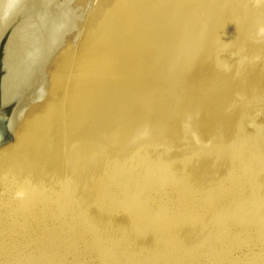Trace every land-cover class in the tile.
<instances>
[{
	"label": "rangeland",
	"instance_id": "1",
	"mask_svg": "<svg viewBox=\"0 0 264 264\" xmlns=\"http://www.w3.org/2000/svg\"><path fill=\"white\" fill-rule=\"evenodd\" d=\"M101 1L102 0H89L86 2V4L87 3L89 4V6L88 4L87 6H83L85 3V0H84V3H82L83 2L82 0H76L74 2L75 5H78L79 2L80 4L74 8L72 7V4L73 6H75L74 3H72L73 1L70 2L69 0L68 2V0L67 1L58 0L57 6L54 5L53 7L56 10L53 9L54 13H52L51 16L49 17L50 19L49 22L47 19L43 27L44 29H42L43 31L41 35L42 41L40 43L41 44L40 52H42L43 50L44 51L40 54L43 55L46 49L47 50L51 49L50 43L52 44L56 43L55 45H53L54 49L56 46L57 47L55 50H52L53 48L50 50L52 52L51 54L49 50H48V53L46 50L45 58L49 56L51 57L48 60L49 62L45 61L46 65H43V66L40 65V64H44L45 58H43L44 56L39 55V59L41 63L40 62L37 63V66L38 64L39 66L38 68H36L35 74L31 76L30 79L28 78V80L22 79L23 83L21 85L23 87L21 86L22 89L19 87L21 93L20 95L19 94L18 95L20 97L24 96L25 99L23 98L20 99V100L23 99L22 102H20V105L22 103V108L19 111L16 108V111H18V113L15 114V118L13 120L14 132L15 133L18 132V133L16 134L15 141L3 147L2 149H6L8 146L13 145L14 143L16 144L17 141H19L17 138L21 137V133L19 132H22V134H24V137L26 138L27 136L28 139L27 138L25 139L22 136L21 137L22 139H20L21 143L23 142L22 144H24L26 142L25 144L29 146V150H27L28 147L25 146V144L24 145L18 144L19 147H15L16 150L15 148L10 149V151L3 152L0 155V159H1L0 160L1 161L0 162V175L2 176V179L0 177V194H1L0 197L4 196V199L3 197L0 198V200H2L0 201V236L1 235L3 236V234L10 235L8 238L9 242H7L6 245H4L3 247H0V264H264V163H263L264 161V0L254 1L253 17L249 21L250 23L246 27V31L243 33V37L241 38L242 40L240 41V43H238V46L236 45L237 47L235 46V48L233 49V47L226 48L225 47L226 45L225 46L222 45L223 47L219 46L220 48H218V46H215L217 47V49H215L214 47L213 49L211 48L212 46H210V51L199 54L195 59H192V60L182 59L186 62H183L182 60H180L182 62H180V65H178V68L182 64V68L185 69L184 72L182 71L184 73L183 74L184 76L182 75V78L180 77V74L182 73L181 70L183 69L179 68V71H177L178 69H176L177 68L176 66L175 68L172 69V71H174L172 75L174 78L170 77L171 79H177L178 77L176 76H179L180 77L178 78V80L180 79L179 81L178 80L171 81V79L169 78L170 76L169 74L172 73L171 69L169 70V68L171 67H169L170 64L168 63L170 61L169 60L170 58L168 56L169 59L168 58L164 59L166 64H168L166 65L164 63V60L162 59L163 60L162 61L161 57H159L160 60L164 64L161 63V61H159V58L156 57L157 54L160 55V52H158V49H157V52H158L157 53L154 49L151 48L152 49L151 54L153 56L154 54L153 50H154V52H156L155 53L156 55L154 54L155 57L153 60L156 62V59H158V61L162 65H158L159 66L158 69L155 66V64H153L151 67V63L153 62L152 59H149L151 61H148L149 68L147 67L148 66L147 61L145 65V60L148 59L147 57H145V54L149 52H146L147 45L146 46L143 45L142 49L145 48L144 51L146 52L144 54V51L141 49V46L143 42L145 44V39H147L148 37L149 29L147 28L148 26L146 27L144 26L145 24L144 25L142 24L143 25L142 27L140 23H143V22H141V20L140 22L138 21L139 20L138 16L141 15L140 14L141 12H139L138 10H142V9L140 8L138 9L137 7H141V5L139 3L138 4L140 6L136 5L135 12L136 14L138 12L139 13L135 17L134 15L135 13L133 15H131V13L129 14V12L131 11H129L130 3L128 0L127 7L129 6V8L125 9L128 12L124 11L126 12V14L123 13L124 14L123 16L128 15L129 19L131 16L135 17L132 20L134 22V25H133V22H131V20L128 19L132 23L134 28L133 27L130 28L131 23H129L128 25V22H127L128 20H126L127 25H123L125 24V18L127 17H125L124 21H122L121 18L123 17L121 16L120 17L121 23L117 22V24H115L116 26L113 25V26L104 28V31H105L104 33H105V38L109 37L108 40L115 42V44L122 43L121 44L122 46H124V44L126 45L127 43L133 42V40L129 41L130 39L133 38V36H131L133 32L138 31L139 34H142L143 32L140 33L139 31H142L144 29L148 33L147 34L146 32H144L145 36L147 35L146 37L144 35H141V37L142 36L144 37V40L143 38L141 40L143 42L138 40V38H141L139 37L138 33L132 34V35H136L134 37H137V39L136 38H133V39L138 40L137 44L139 42L142 43V44L139 43L141 44L139 45V47L137 44H134L135 46L134 48H136V45H137V49L142 51L139 54L141 56L143 54L141 58H139L140 57L139 55L137 57V60L134 58L136 57L134 55L138 54L140 51L139 50L137 51V49H134L136 51L132 52L133 50L132 45H130V48L128 49L126 46L124 48L123 47L120 48V45L117 44L116 45L117 47L115 48L118 49V46H119L120 49L114 50V52H118V53L117 54L114 53L116 60L115 59L113 60L115 63L111 64L110 69L115 68V66L113 67V65L116 64V66L118 65V67L120 68V70H122L123 73L125 71L127 72L133 71V72H136L137 74L136 73L132 74L128 72L129 74L128 75L125 72V74L128 77L129 76L131 77V79L130 77L129 79L128 77L126 78L125 77L126 75L124 76V74H123L124 77L121 76L122 78H119L118 76L122 72H119L120 70L117 69L118 68L117 67L115 70L117 71L119 70L117 73L119 75L117 76L116 74V77L119 80L118 81L117 78L114 76L115 70L113 71L112 69L111 71L110 69H107L110 71V73L112 72L114 74L113 78H112V74L109 73L108 75L106 70H105V73H103L102 71L99 74L101 76L97 75V77L99 78V79L97 78V80H99L97 84L101 86L105 84V86H102L104 87L102 88L99 85L97 87V85H95L96 83L92 84L94 88L92 87L93 92L91 91L92 95L90 94L89 102L92 103L93 101L94 103H92L87 108L85 107V109H83L81 106L84 105L85 100L82 101L81 98L78 97L80 96L78 93V90H80L79 88L81 87H78V83L76 79V77L79 76L80 73H82L81 72L82 70L81 69V58H82V55L84 54V52L82 51L84 50L82 47L84 45H81V43L84 44L85 42V38L83 40L82 37H85L83 36L85 32L84 29L87 30L86 29L87 27L85 24L90 19L89 18L90 17L89 14H91L90 6L91 5L93 6V2H94L95 4L94 10H95V8L97 9V7H99V5L101 4ZM67 2L68 4H66ZM70 3L72 4L70 5ZM65 5H67V7ZM68 7H70V9ZM77 7H80V8H77ZM71 8H74V9H71ZM81 8H83L84 11ZM141 8H143V5ZM68 9L71 12H73L72 10H75L74 11L75 14L74 12L71 14L70 11H67ZM135 9L133 8L132 11H134ZM79 10L83 12L81 13ZM78 11L80 14L78 13ZM67 12L70 13L69 14L70 17L69 15H67L68 14ZM62 13L65 15H63ZM76 13L79 15H82L83 19H81V24L79 27L80 30H79L78 36H76L78 38L73 40L74 37L72 36H75V34L77 33L76 31H78V27L76 25L78 24L79 26V23L75 24L76 23L75 18L77 17L76 19L78 22L80 19V18L78 19L79 15L76 16ZM73 15L75 16L74 19H73ZM61 16H63L62 19L64 20L60 18ZM65 16H66V21H65ZM69 18H70L69 21H71L72 19L73 21H75L74 25L71 24L73 21L72 22L67 21ZM135 19L137 20L136 23L140 24V25L138 24L137 25L138 27L141 26L140 27L141 30H137L139 28L137 27L135 23L136 21ZM59 21L61 22L59 23ZM62 21H65L64 25H66L65 23L69 22L70 25L74 26L73 27L74 31L73 29L71 30V26L69 28L68 24H67L68 26L66 25V28H63L64 25H62ZM122 22L124 23L122 24ZM88 23H87V26H88ZM49 24H51V26ZM120 24H122L121 26H126L127 29L128 28L132 30L136 29L135 31L130 30L131 31L130 32L125 27L124 28L121 27V29L123 28L124 31L125 30H127V32L129 31L130 33L129 35L126 31L125 32L127 33L128 37L131 36L132 38H129V40H127L128 38H126V35H125L126 33L123 30H120ZM58 25H60L59 26L60 28L57 27ZM116 27L118 28V30H116ZM57 28L59 29L57 30ZM61 28H63L64 32H66L65 33L66 35L61 33L63 32V30L62 31L60 30ZM146 28L148 30H146ZM67 29L68 30L70 29V31H73L76 33L71 34L72 32H69V31L67 32ZM75 29L77 30L75 31ZM153 29H151L150 33H152ZM115 30L118 32H115ZM121 31H123L125 34L122 33ZM153 31L158 32L156 29H154ZM4 32L5 30L3 27V30L0 29V34ZM67 33L69 37L70 35H72L70 39H68L69 37L67 36ZM116 33H117L116 38H114ZM59 34H61L62 37L59 36ZM113 34L114 36H112ZM153 34H156V33L153 32ZM64 35L67 37H65ZM118 35L119 36L121 35L122 37L121 36L119 37ZM124 35H125L124 38L126 39H123ZM156 35L158 37L159 33H157ZM149 36L150 37H148V39L150 38V41H151L153 36H151V34ZM57 37H61L59 38L61 40L62 38H64L63 40H66L65 38H67L66 42H69L70 44L69 43L65 44V41L63 42V40L62 42H60V40ZM49 38L50 39L52 38V39L49 40ZM55 38H57L58 43L55 41ZM159 38H158V43L160 41ZM148 39L146 40V44L148 43L150 45V42ZM156 39L154 37L155 43L154 41H152L153 44H157ZM165 39L162 38L161 40H165ZM126 40L128 42H126ZM48 41L50 42L48 43ZM70 41H74V42L71 43ZM43 42L45 43L43 44ZM59 42L62 44L61 46H58L60 44ZM63 43L64 45L69 44L68 46H70L69 47L70 49H71V46H74L73 47L74 50H73V53L70 52L71 54L70 57H68L70 54L68 56L63 54V56L68 57V58L65 59L64 57V59L60 60V58H63L61 57L62 56L61 51L65 49L63 46ZM73 43L74 45H72ZM161 44L159 43V45ZM149 45H148V48L150 47ZM60 47L63 48L61 51H60L61 49ZM227 47L229 46L227 45ZM57 49H59L58 51H60L61 54H59V52L56 51ZM124 49L126 50V54L130 53L128 54L130 56L126 54H122V56L123 55L125 57L127 56L126 61H124V63L126 62V64L129 65L127 67L128 70L125 68L127 65L126 64L123 65L122 59L120 60L121 58L120 52L122 51L125 52ZM119 50L121 51L119 52ZM128 50H131V52ZM149 50L150 48L148 49V51ZM65 51L66 50L62 52L64 53ZM56 52H58L59 54L58 57L56 56L57 54H55ZM68 52L69 51L67 50V53ZM53 53L55 55H53ZM51 55L55 57L53 58ZM116 55L120 56V58L118 59ZM131 56H134L133 59H135V61L132 60L131 62V59H128ZM56 57L59 60H57ZM125 57H123L124 58L123 60H125ZM148 57H150V54L148 55ZM162 57L164 58V56ZM138 58L139 60L141 59L144 60L143 58H145V60L144 62L143 61L141 62L138 60ZM191 58H194V56ZM52 59H56V61L57 62L59 61L60 63L57 64V62L55 61L56 62L55 64L53 63L54 60L52 61ZM69 59L70 61H68ZM62 60H64L65 62L64 61L62 62ZM116 61L122 62V64H119V63L117 64ZM127 61H129L130 63ZM61 62L62 64L65 63L63 65L64 67L62 66ZM133 62L135 64L136 63L138 64L140 62L141 64L140 63L138 64L139 66H142V63H143L145 65L143 67L148 68L147 72L153 73V75L152 74H149V75L150 76L152 75L150 79L151 81L154 80L155 83L154 81H152V83H150L151 81L148 82L149 75H147L146 79L142 78V80L144 79L142 81L140 79L141 78L140 74L143 72L141 76L143 75L144 77H146V74L148 73L145 71L143 67H139L137 66V64L135 66ZM48 63H50L51 67H49ZM66 63H67V66H65ZM55 65L58 67H61V66L62 67L57 68ZM120 65H122L123 67H121ZM40 66L43 67L41 70L44 69L43 71H41L42 75H39L37 71V69L40 70ZM45 66L49 67L48 71L46 72H49L52 66H55L53 67L54 70L50 71L51 72L50 75H46L47 73H44V71L47 69V67ZM83 66L84 65L82 62V67ZM160 66L163 67L164 69L162 68L163 70L162 69L160 70L161 68ZM183 66L186 68H184ZM132 67H134V69ZM154 67L158 71H162V72L158 73L157 70L153 69ZM55 68L57 69L55 70ZM137 69L138 71H135ZM152 69L155 70V72H153ZM166 69L170 72L166 71ZM139 70L141 73H138ZM176 71L179 72L180 74L179 73L177 74ZM54 73H56V75ZM155 73L157 74L156 76H154ZM105 74L110 77L109 79L112 78L114 81L112 79L111 80L107 79ZM135 74L136 76H134ZM174 74L176 76H174ZM57 75H60L59 77H62L60 79L61 81L59 79H57L56 81V78H58ZM158 75L160 76V78ZM163 75L166 78H164ZM50 76H54L53 77L54 80H52L51 82L50 80L53 78H51ZM157 76L159 79L157 78ZM33 77L34 79L36 78L37 81L34 80ZM167 77L172 82L171 83L169 81L170 83V84L168 83L169 87L166 84L168 82L166 81ZM47 78H51V79L49 80ZM105 78L107 79V81L105 80ZM123 78L125 79L123 80ZM132 78L139 79L138 85L137 83L133 84V86L138 89L137 91L135 90L136 88L134 89L133 86H129L128 88L129 84L132 85V83H134L135 81L137 82L138 80V79L137 80L133 79L134 80L133 82ZM100 79L101 80L104 79V81H101ZM120 79H122L123 82H121L122 80ZM181 79H183L182 82H180ZM156 80H157L158 85L156 84ZM27 81L30 82V84L33 83L32 84L33 86L30 84H27L28 83ZM44 81L45 83L50 82V84H52V82H57L53 85V88L56 87V89H54L55 91H53V88L51 85H49V83L44 84ZM108 81H111V82L109 83ZM112 81L114 83L117 81L118 82L112 85ZM129 81L132 83H129ZM164 81H166V83ZM106 82H108L112 87H110V85H107ZM174 82L177 85L173 84ZM119 83L122 85H120ZM146 83L148 84L146 85ZM47 84L48 86L44 88V85H47ZM117 84L119 85L118 87H117ZM106 85L108 87H106ZM125 85L127 86L123 87ZM148 85H149V88L146 87ZM173 85H175L176 87L174 86L172 91L171 89L169 90V88L170 87L172 88ZM141 86L143 87V89H146V88L147 89L140 90L139 88H142ZM162 87L163 88L167 87L168 90L167 89L165 90H167L168 93H165V90ZM112 88L114 90L116 89V91H114L116 93L113 92ZM125 88L130 89V91L126 92L128 89L125 90ZM119 89L125 92L123 93L125 95V98L122 97L124 95L122 94L121 91H119ZM196 89L198 90L199 94L198 92H196L197 91ZM133 90H135V92H133ZM153 90H156L157 92ZM139 91L143 92V95ZM159 91H160V95L156 94ZM153 92H155L156 94V97H155L156 99L151 98L155 96ZM161 92L163 94H161ZM145 93L146 95L148 93H151L149 95L150 96L152 95V96L151 97H149L148 95L146 96L144 95ZM136 94H138L139 96H136ZM140 94L142 97H140ZM133 96L137 97L134 99L136 100V102H134ZM143 97L145 98L147 97L151 101V103L149 102L147 98L145 99ZM122 98L124 100L121 102L120 100H122ZM138 98L139 99L141 98V99L139 100ZM127 99L128 100L132 99L133 101L131 100V102H133L132 103L133 105L131 104L130 100H129V104L127 102L128 105H126L125 103ZM143 99L145 100V102H143ZM138 100L139 102L142 100L141 102L143 103V105L140 102L141 105L140 106L138 105V107H135L137 105H134V103L136 104ZM147 100L148 102H146ZM114 103L116 106L114 105ZM143 106H146V107H143ZM89 107L90 109H88ZM40 108L42 109L39 110ZM82 109L85 110L84 111L85 113L87 112L86 115H84V112H82L85 117H83L81 113ZM126 109L129 110L128 113H127L128 110L125 111ZM163 111L165 112V114ZM123 113H127V115L126 114L124 115ZM136 113L137 114L139 113V114L137 115ZM131 114H133L135 117L132 116ZM155 114L156 115L158 114V115L156 116ZM86 117L87 119L85 121ZM151 120L154 123L155 122L156 123L154 124ZM143 122H145L146 124ZM43 123H46V124H44L43 126ZM169 124L171 125L169 126ZM17 127L19 128V130ZM83 127H85V129L87 130H85ZM15 128L17 130H15ZM40 130H42L43 132L37 133V131L39 132ZM29 132L30 134H27ZM31 132L34 133V134L32 133V136H31ZM127 133L129 134V136L127 135ZM152 133H153V136H152ZM19 134H20V137H17L19 136ZM154 134H155V137H154ZM159 134H160V137H158ZM34 136L39 137V138L37 137V144H35V146L32 141L33 139H34V142L36 141L35 139L36 137L32 138ZM23 139L25 140L23 141ZM31 144H33V147ZM105 144H108V145H105ZM34 147L36 149H34ZM31 148L32 150H30ZM116 149L118 150L120 149V150L116 151ZM14 152L16 156L14 155ZM11 153H13V155H11ZM4 156H6L5 163L2 161V158H4ZM237 158H239L240 160H238ZM244 159L246 162L244 161ZM16 160H17V164L15 163ZM158 160H159L158 163L159 164L161 163L160 166L161 167L163 166L162 167L163 169L167 167L166 169H164L165 173H163L164 171L162 172L160 170L162 168H160L159 171L161 172L159 171L157 172L158 175L153 180L154 183L151 180H150L151 182H149L148 181L149 177L147 176L148 178L146 180V178H144L145 177L144 175L146 173L149 174V172L151 171L150 169L153 168V166H155ZM237 160L239 163L237 162ZM9 163L12 164V168L9 167L10 169L6 167L8 165L9 166L11 165ZM248 163H250L251 165H249ZM243 166H246V167H243ZM148 167H150V169ZM113 169H115L116 171ZM128 169L131 170V172L128 173L129 175L127 174V172H125ZM168 169L171 170L172 173L168 171ZM172 169H174V171ZM148 170L150 171L148 172ZM208 170H210V172H208ZM125 173L127 174L128 177L124 176ZM161 175L163 179L160 178ZM167 175L169 176L167 177ZM79 176H81L82 178ZM164 176L166 177L164 178ZM124 179L126 180L125 183L126 182L127 183L126 185L124 184L125 188L123 187L121 188L123 189L121 192L122 193L125 192L124 194H122L120 191H117L121 189L117 188L116 190V187L119 181H122ZM167 179H168V182L169 180L171 182L165 183L167 182L166 181ZM161 180H163V182ZM98 181H100L101 183ZM116 181L117 183H115ZM105 182H107L110 186ZM178 182L179 184H177ZM65 183L71 186V188L69 186H67L68 188H66L65 186V188L61 190L60 188L62 184H65ZM105 184L106 186H104ZM132 184L134 185L132 186ZM100 185H102L101 189H100L101 187ZM135 185L137 186L134 189ZM130 186L132 189H130ZM156 186L157 187L159 186V187L157 188ZM165 187H166V190L164 189ZM29 188L31 191L33 190L34 192L33 191L29 192V194L24 193L25 195H23L22 192H21L22 194L20 192L18 193V191L24 192V190L25 192H28L30 191ZM126 188L128 189V191L130 190L129 191L130 194L128 191L127 192L124 191ZM66 189H69V190H66ZM201 189L203 190L201 191ZM51 191L52 192L58 191L60 192V194L57 192H55L57 193L55 194V193H52ZM101 191L104 192V195L102 194ZM50 192L52 194H50ZM113 192L114 193L116 192V193L114 194ZM15 194H17L16 196L17 199L14 196ZM36 194H39V195H36ZM101 194L103 196H101ZM106 194L108 196L112 195L113 199L115 197V200L113 201V203L116 201V199H117V202L112 204L111 201L113 199H111V197L105 196ZM28 195L32 199L27 197ZM42 195H45L46 197L45 199H43L44 202H47L45 204L46 208L44 207L42 212H40V214H37L36 212L39 209L37 206L33 207L34 198L36 202L35 204L38 205L42 198L41 197ZM50 195H53V196L51 197ZM18 196H22L24 198H21ZM10 197H12V199ZM39 197H41L40 200H39ZM63 197H64V200L68 198L67 201L61 202L60 198H62L63 200ZM101 197L103 199L100 201L99 199H101ZM37 198L39 200L38 203H37ZM28 199H30L29 201L32 203L31 206L33 208L30 206V202L28 203L27 201ZM57 200L61 203H64V204L59 203L62 206V208H60V205L57 204L58 203ZM134 200L138 203H136ZM69 202H71L73 205ZM98 202L100 204H98ZM17 203L18 204L20 203V204L18 205ZM22 203L26 205V209H28V210H25L24 213L20 211L22 208L24 209V207L20 206ZM53 203H55V205ZM130 203H133V204H130ZM17 205L21 209H19ZM57 205L59 208H56ZM248 206L249 208H251V210L248 209ZM246 207H247V210H246ZM29 209H31V211ZM114 211L115 212L117 211V212L115 213ZM36 214L38 215L37 217H35ZM52 214L53 215L57 214L56 216H59L61 214V217L59 218L56 217L55 219ZM76 215L77 216L80 215V217L78 218ZM74 217L78 220H75ZM148 217L151 219L152 222H154L152 223L154 224V226L157 224V221H158L159 225L157 224L158 227L156 225V230H154L155 228H152L154 226L151 225V221ZM136 218L139 219V220L137 219V221L139 222L142 220L144 221V222H140L141 224L142 223L147 224V222L149 221L150 223L149 222L148 223L152 227L148 225L149 226L148 228L146 224L141 225L139 224V222H136L139 225L135 223L134 224L135 228H134L132 225V220H136ZM145 219L147 220L149 219V220L147 221ZM222 219H225V221ZM12 221L16 224L17 222H19L20 225L18 226L17 224L19 228L14 223H13V227L14 226L16 227L13 228L11 226ZM170 221L172 223H170ZM219 221L220 223L218 224ZM221 221H224V222H221ZM225 222L227 226L226 224H224ZM255 222L257 223L255 224ZM221 223H223L225 226H222ZM166 224L168 228L169 226L171 228V229L167 228L169 232L165 229L166 227H163L164 225L166 226ZM63 225L65 227H63ZM104 225L106 226L104 227ZM9 227L12 231H10ZM75 227L76 228L79 227L78 228L79 230L76 229ZM107 227L109 230L106 229ZM145 227H147L146 229H149V230H151L150 228H152L153 231L151 230L152 232L150 231L148 233ZM157 228L158 229L161 228L160 230L162 233ZM92 230L94 234L92 233ZM79 231L82 232V234ZM171 231L172 232L174 231L175 234L178 233V235L177 234L175 235ZM84 232L85 233L87 232V233L85 234ZM97 232L99 234L101 233L102 234L99 235ZM165 232H167L166 234L169 233L168 237L166 238L165 236L167 235H165ZM219 232L220 234L221 233L222 234L221 235L219 234V237H217L218 235L216 234H218ZM73 233H75L74 237L76 238L73 237V240H70L72 239L71 234L73 235ZM96 233L98 235H96ZM158 233H161V234H158ZM170 233L174 235H171ZM223 234L226 235L227 237L225 236V238H223L224 237ZM68 235L70 238H68ZM87 235L91 236L92 240H89V237H87ZM94 236H98V237L93 239ZM159 236H162L164 238L162 237L159 238ZM21 238H24V245H23V241L19 242ZM84 239L87 240L86 241L87 244L89 241H91L89 242L90 246L87 245L85 241L83 242ZM80 241H82L81 243L83 244L85 243L84 244L86 246L85 248H87L88 251L85 248H83L84 251L82 249H81L82 251L79 249V247H81L82 245L81 243H79ZM180 241L181 242L183 241L182 242L183 248L181 247L182 243ZM16 242L18 245L15 244ZM178 242H180L179 246H178ZM173 243H175V247L172 245ZM124 244L126 245L124 246ZM176 245L178 246V248H176L177 247ZM88 247L92 248L93 250ZM173 247L177 250V252L173 249ZM179 247H180V250H179ZM170 248L172 249L170 250ZM18 249H21V250H18ZM96 249L97 250L99 249L98 252ZM178 250L180 252H178Z\"/></svg>",
	"mask_w": 264,
	"mask_h": 264
},
{
	"label": "bare ground",
	"instance_id": "2",
	"mask_svg": "<svg viewBox=\"0 0 264 264\" xmlns=\"http://www.w3.org/2000/svg\"><path fill=\"white\" fill-rule=\"evenodd\" d=\"M57 1L58 0H0V29L1 30H3V27H4V30L6 31L7 30V28L9 27V29H11L10 27H12V25L14 24V22H20L19 23V25L22 27L20 30H19V36H18V42H13L10 46H9V49H10V54H9V57H8V65H9V71H10V76H7V78H6V80L4 81V89H5V92H4V97L6 96V95H17V96H19L20 95V93H21V91H20V88H21V84L23 83L22 82V79H26V80H28V78L30 79L31 78V76H33L34 74H35V70H36V68H38V66H39V64H38V66H37V63H39L40 62V59H39V55H42V54H40V53H42V52H40V50H41V38H42V29H44L43 27H44V24H45V22L47 21V19H48V22H49V17L51 16V14L52 13H54L53 12V7H54V5H56L57 6ZM67 1V0H66ZM73 1V2H72ZM70 0V2H72V3H74L76 0ZM83 2L82 3H84V0H82ZM87 1H89V0H87ZM86 0H85V3H84V5L83 6H87V4H86V2H87ZM254 1L255 0H129V3L131 4H129V6H130V10L129 11H131V12H129V14L131 13V15H133L134 13V15H135V17L138 15V13L139 12H141L140 14V16H138L139 17V22H140V20H141V22H143V23H140L141 25L143 24H145L144 26L146 27V26H148L147 28L149 29V34L143 29L142 31H139L140 33H142V34H139L138 33V31L137 32H133L132 34H136V33H138L139 34V37H141V35H144L145 36V33L144 32H146L147 34H148V37H150L149 35L151 34V36H153L152 37V39H151V41H150V38L148 39V37H147V39L149 40V42H150V45L147 43L146 44V40L147 39H145V44H144V42L143 41H141L142 40V38H143V40H144V37L142 36L141 38H138V40L139 41H141V42H143V44L141 43V42H139V43H141L142 44V46H141V49H142V47H143V45H147V48H146V52H149V53H146L144 50H145V48L144 49H142L143 51H144V54H145V57H147L146 59L147 60H145V58H143L144 60H145V65H146V61L148 62V61H151V60H149V59H154V57H155V53L157 52V49H158V52H160V55L159 54H157V58H159V57H161V60L163 59H167L168 58V56H169V60L171 61H169L168 63L170 64V66L169 67H171V68H169L168 66V68H169V70L171 69V72L172 73H170L169 75V78L171 77H173L172 75H173V73H174V71H172V69L173 68H175L176 66H177V68L176 69H178L177 71H179V68H182V64H181V66L178 68V65H180V62H186V61H184V60H192V59H195L199 54H202V53H204V52H208V51H210V46H212L211 48H215V49H217V47H215V46H218V48H220L219 46H221V47H223L222 45H226L225 47L226 48H231V47H233V49L235 48V46L237 45L238 46V43H240V41L242 40L241 38L243 37V33L246 31V27L248 26V24L250 23L249 21L251 20V18L253 17V7H254ZM68 2H69V0H68ZM68 2L66 3V4H68ZM95 2V1H94ZM94 2H93V6L91 5L90 7H91V14H89V20H88V26H87V23L85 24L86 25V29L87 30H85L84 29V35L83 36H85V37H82L83 38V40H84V38H85V42H84V44H82L81 43V45H84V46H82L83 47V49L84 50H82L83 52H84V54L82 55V58H81V72L82 73H80V75L79 76H77L76 77V79H77V83H78V87H81V88H79L80 90H78V93H79V95L80 96H78L79 98H81V100L83 101V100H85L84 102V107L83 106H81L83 109H85V107L87 108L88 106H90L92 103H94L93 101H92V103H90L89 101V98H90V94H91V91H92V87L94 88V86H92V84H94V83H96L95 85H97V87H98V85L99 84H97V82L99 81V80H97V75H99L102 71H103V73H105V70H106V72H107V74L109 75V73H110V71L109 70H107V69H110V66H111V64L113 63H115L113 60L115 59L116 60V57H115V55H114V53L115 54H117L118 52H114V50H118V49H120L121 47H127L128 49L130 48V45H132L133 46V50H132V48H131V50H132V52L133 51H136V50H134V49H137V45H138V47H139V45H141V44H137V42H138V40H136L137 39V37H134V36H136V35H132L131 34V36H133V38H136V39H133L131 36H127V33H128V35L130 34L129 33V31L131 30V31H135L134 29L132 30V29H130V28H134V22L132 21L135 17L133 16H131L130 17V19H129V17H128V15H126V16H123L124 14H126V12H128V11H126L125 9H127V8H129V6L127 7V5H128V0H102L101 1V4L99 5V7H97V9L95 8V10H94V7H95V4H94ZM72 3H70V5L72 4ZM76 3H78V2H76ZM141 5V7H142V5H143V8H141V7H137L138 9L140 8V9H142V10H138L139 12L136 14V5L138 6L139 4ZM59 4V3H58ZM63 4H65V3H63ZM80 4V2L78 3V5ZM86 4V5H85ZM62 5V4H61ZM74 5H75V3H74ZM78 5H75V6H73V4H72V7H76V6H78ZM139 5V6H140ZM66 7H67V5H65ZM81 6V5H80ZM88 6H89V4H88ZM97 6V5H96ZM56 8V7H55ZM69 9H70V7H68ZM74 8H71V9H74ZM77 8H80V7H77ZM84 8V7H83ZM83 8H81V9H83ZM133 8L135 9L134 11H132L133 10ZM63 9V8H62ZM67 10V11H70V10ZM86 9V8H85ZM54 10H56V9H54ZM61 10V9H60ZM66 10V9H65ZM64 11V10H63ZM73 12L75 11V10H72ZM76 11H77V9H76ZM80 12H81V10H79ZM79 11H78V13H79ZM83 11H84V9H83ZM82 11V12H83ZM124 11H126V12H124ZM71 12V11H70ZM73 12H71V14L73 13ZM81 12V13H82ZM133 12V13H132ZM58 13H59V11H58ZM68 13V14H67ZM66 14L67 15H69L70 13L69 12H67ZM124 13V14H123ZM63 14V13H62ZM74 14H75V12H74ZM80 14V13H79ZM79 14H77L76 13V16H78ZM56 15V14H55ZM63 15H65V14H63ZM18 16V19H20L19 21H17V17ZM59 16V15H58ZM123 17V18H121V20L122 21H124V18L125 17H127V18H125V24H123L124 22H122V24L123 25H127L126 23L128 22V25H129V23H131V22H133V25H132V23H131V26H130V28H128L127 29V27L126 26H121L122 24H120V30H123V28L125 27L127 30H129L128 32H127V30H123V31H121L122 33H124L125 35H126V38H128L127 40H129V38H132V39H130L129 41H131V40H133V44L131 43H127L126 45L124 44V46H122L121 44L122 43H116L115 44V42H113V41H110V40H108V38L109 37H107V38H105V31H104V28H107V27H110V26H116L115 24H117V22H120L121 23V21H120V17ZM62 17L63 16H61L60 18L62 19ZM69 17H70V15H69ZM119 17V18H118ZM137 17V18H138ZM54 18H56V17H54ZM68 18V17H67ZM71 18H72V16H71ZM75 18V16L73 15V19ZM77 18V17H76ZM75 18V21H76V23H75V21H73V19L71 20V21H69L70 20V18L67 20V21H69V22H72L71 24H73L74 25V23L75 24H77V23H79V26H78V24L76 25L77 27H78V31H76L77 29H75V31L77 32H73L74 31V29H73V27L74 26H72V25H70L69 24V22H67V23H65L66 25L68 24L69 25V28H70V26H71V30L73 29V31H70V29L68 30L67 29V32L69 31V32H72L71 34H75V36H72V35H70V37L72 36V37H74V39L73 40H75L76 38H78V37H76V36H78V33H79V30H80V24H81V19H83L82 18V15H79V17H78V19H79V22L77 21V19ZM88 19V18H87ZM119 19V20H118ZM131 20V22L129 21V20ZM57 20V19H56ZM60 20V19H59ZM62 20H64V19H62ZM126 20H128L127 22H126ZM136 20V19H135ZM65 21H66V16H65ZM65 21H62V25H64V22ZM54 22V21H53ZM61 21H59V23H60ZM137 22V20L135 21V23ZM13 23V24H12ZM59 23H57V24H59ZM12 24V25H11ZM55 24V23H54ZM138 23H136V25H137ZM140 24H138V25H140ZM10 25V26H9ZM50 26H51V24H49ZM66 25H64L63 26V28H66ZM67 25V26H68ZM119 25V24H118ZM135 25V26H136ZM138 25H137V27H138ZM143 25H142V27H143ZM48 26V25H47ZM60 25H58L57 27H59ZM62 27V26H61ZM77 27H75V28H77ZM118 27V26H117ZM116 27V30H118V28ZM121 27H123L122 29H121ZM141 27V26H140ZM140 27H138L139 29H137V30H141V28ZM150 27H151V29H153V27H154V29H156L158 32H155V31H153L152 30V33H150V31H151V29H150ZM60 28V27H59ZM59 28H57V30L59 29ZM63 28H61L60 30L62 31L63 30ZM68 28V27H67ZM136 28V27H135ZM146 28V30H148ZM52 29V28H51ZM107 30V29H106ZM114 30V29H113ZM115 30V32H118V31H116ZM119 30V31H120ZM60 31V32H61ZM130 31V32H131ZM54 32V31H53ZM57 32V31H56ZM113 32V31H112ZM153 32L154 33H159V35H158V37H157V35L156 34H153ZM61 33H63V34H65L66 32H64V30H63V32H61ZM107 33H109V32H107ZM54 34V33H53ZM70 34V33H69ZM86 34V35H85ZM111 34V33H110ZM153 34V35H152ZM58 35V34H57ZM66 35V34H65ZM64 35V36H65ZM109 35V34H108ZM116 35H117V33L115 34V37L114 38H116ZM123 35V34H122ZM125 35L123 36V39H126V38H124L125 37ZM55 36V35H54ZM59 36H61V34H59ZM63 36V37H64ZM67 36H68V33H67ZM67 36H65V37H67ZM112 36H114V34L112 35ZM119 36V35H118ZM121 36V35H120ZM119 36V37H120ZM147 36V35H146ZM145 36V37H146ZM53 37V36H52ZM62 37V36H61ZM61 37H57L58 39L59 38H61ZM69 37V36H68ZM70 37L68 38V39H70ZM122 37V36H121ZM154 37H155V39L157 40V44H153L152 43V41H154ZM160 37V38H159ZM163 39H165V40H161L162 38ZM44 38H45V36H44ZM57 38H55V41L57 42ZM158 38L160 39V41H159V43L161 44V45H159V43H158ZM167 38H168V40H167ZM52 39V38H51ZM50 38H49V40H51ZM64 38H62V40H63ZM66 40H63V42L65 41V44H67V43H69V42H66L67 41V38H65ZM119 39V38H118ZM46 40V39H45ZM54 40V39H53ZM60 40V42H62V40L61 39H59ZM58 40V41H59ZM126 40V42H128ZM114 41H115V39H114ZM123 41V40H122ZM134 41H136V42H134ZM167 41V42H166ZM50 41H48V43H49ZM59 42V43H60ZM71 43L72 42H74V41H70ZM120 42V41H119ZM125 42V41H124ZM123 42V43H124ZM166 42V43H165ZM45 42H43V44H44ZM46 43H47V41H46ZM54 43V42H53ZM58 43V42H57ZM152 43V44H151ZM154 43H155V41H154ZM164 43V44H163ZM42 44V45H43ZM52 43H50V46H51V49L53 48V45H55V44H52ZM70 44V43H69ZM68 44V45H69ZM117 44H119L120 45V48H119V46H118V49H116L115 47H117L116 45ZM134 44H137L136 45V48H134L135 46H134ZM47 45V44H46ZM58 45V44H57ZM62 44L60 43L58 46H61ZM68 45H64V43H63V46H64V50H66L65 52L67 53V50L69 51L67 54L64 52H62V51H64V50H62L63 48H61L60 49V51H61V53H62V56L61 57H63V58H60V60L61 59H64V57L65 56H63V54H65V55H69L70 54V52H72L73 53V47L74 46H71V49L69 48L70 46H68ZM72 45H74V43L72 44ZM148 45L150 46L149 48H150V50L148 51ZM152 45H153V47H152ZM157 45H159L160 46V48H159V46H156ZM227 45L229 46V47H227ZM49 46V47H50ZM62 46V47H63ZM66 46V47H65ZM67 46H68V48L70 49H68L67 48ZM236 46V47H237ZM55 47V46H54ZM57 47V46H56ZM56 47H55V49H56ZM156 47V48H155ZM44 48H45V46H44ZM154 49L156 52H154V50H153V53L155 54H153V56H152V54H151V50L152 49ZM213 48V49H214ZM51 49H48L49 51L51 50ZM54 48L52 49V50H55ZM82 49V48H81ZM159 49H160V51H159ZM212 49V50H213ZM47 50V49H46ZM46 50H45V52H46ZM48 50H47V53H48ZM59 49H57L56 51H58ZM121 50H123V49H121ZM121 50H119V52L121 51ZM131 50H128V51H130L131 52ZM139 49H137V51H138ZM223 50V49H222ZM226 50V49H225ZM60 51H58L59 52V54H61L60 53ZM124 51L125 52H120L121 53V58H120V56H117V58L119 59L120 58V60L122 59V62H123V65H125L126 64V62L124 63V61H126V57L123 55L122 56V54H126V50L124 49ZM128 51H127V53H128ZM140 51V50H139ZM230 51V50H229ZM45 52L43 53V55L42 56H44L43 58H45ZM54 52V51H53ZM58 52H56L55 54H57L56 56L58 57ZM82 52V53H83ZM142 51H140L138 54H135V53H137V52H135L134 54V56H136V57H134V56H131L130 58H128V59H131V62H132V60L133 61H135V59L137 60V57H138V55L141 53ZM157 52V53H158ZM52 52L50 51V54H51ZM54 53H53V55H55ZM128 54H130V53H128ZM128 54H126V55H128ZM132 54V53H131ZM150 54V57H148V55ZM48 55V54H47ZM47 55H46V57H47ZM53 55H51L52 57H53ZM133 55V54H132ZM147 55V56H146ZM196 55V56H195ZM71 56V54L68 56V57H70ZM128 56H130V55H128ZM140 57L139 58H141L142 56H143V54H142V56L141 55H139ZM162 56H164V58L162 57ZM194 56V58H191V57H193ZM55 57V56H54ZM53 57V58H54ZM56 57V59L57 60H59L58 58ZM68 57H65V59L66 58H68ZM123 57H125V60H123L124 58ZM133 57L135 58V59H133ZM153 57V58H152ZM166 57V58H165ZM48 58V59H47ZM47 58H45L44 59V64H40V65H46L45 64V61H47V62H49L48 60H49V58H51L50 56L49 57H47ZM139 58H138V60H139ZM186 58V59H185ZM42 59V58H41ZM47 59V60H46ZM56 59H52V61H53V63H55L56 64ZM71 59V58H70ZM70 59L68 60V61H70ZM156 59V58H155ZM182 59H184V60H182ZM144 60H139V61H143L144 62ZM160 60V58H159V61H161ZM162 60V61H163ZM180 60H182V61H180ZM41 61H43V60H41ZM51 61V62H52ZM56 61V62H55ZM64 60H62V62H63ZM67 61V60H66ZM113 61V62H112ZM158 61V59H156V62L153 60V62H155V63H151V67H152V65L153 64H155V66L157 67V69L159 68V66L158 65H162L161 63H163L162 61H161V63ZM167 61V60H166ZM46 62V63H47ZM50 62V63H51ZM62 62H61V64H62ZM65 62V61H64ZM82 62H83V67H82ZM122 62H117L116 61V63L118 64H122ZM127 62H129V61H127ZM41 63V62H40ZM50 63H48L49 64V67H51V65H50ZM60 62L58 61L57 62V64H59ZM67 63H69V62H67ZM67 63H66V65L65 66H67ZM74 63V62H73ZM130 63V62H129ZM134 63V62H133ZM140 63V62H139ZM138 63V64H139ZM157 63V64H156ZM159 63V64H158ZM164 63L166 64V62H165V60H164ZM163 63V64H164ZM179 63V64H178ZM188 63H189V61H188ZM65 64V63H64ZM64 64H62V66L64 65ZM132 64V63H131ZM137 64V63H136ZM136 64L134 63V65L136 66ZM137 64V66H139ZM141 64V63H140ZM149 64V62L147 63V65ZM54 65V64H53ZM127 66L125 67L126 69H127V67L129 66L128 64H126ZM134 65H132V66H134ZM143 63H142V66H139V67H143V66H145ZM166 65H168V64H166ZM184 65V64H183ZM56 66V65H55ZM55 66H52V68L50 69V71H52V70H54V68L53 67H55ZM61 66V67H62ZM115 66V68H112L113 69V71L118 67V65L116 66V64L115 65H113V67ZM121 67H123L122 65H120ZM131 66V65H130ZM185 66V65H184ZM183 66V67H184ZM187 66V65H186ZM45 67H47V69L44 71V73H47L46 75H50V71L49 72H46V71H48V69H49V67L48 66H45ZM44 67V68H45ZM57 68H61V67H58V66H56ZM64 67V66H63ZM138 67V68H139ZM148 68H149V65L147 66ZM144 68L145 69V71L147 72V69L148 68ZM161 67V66H160ZM166 67V68H167ZM43 67H41L40 66V70L39 69H37V71H38V74L39 75H42L41 73V71H43V70H41ZM57 68H55V70L57 69ZM67 68V67H66ZM65 68V69H66ZM131 68V67H130ZM133 69H134V67H132ZM163 67H161L160 68V70L162 69ZM167 68V69H168ZM184 68H186V67H184ZM112 69H110L111 71H112ZM117 69H119L120 70V68L118 67ZM122 69V68H121ZM125 69V70H126ZM144 69H142V70H144ZM153 69H155V67L153 68ZM152 69V70H153ZM157 69H155V70H157ZM164 69V68H163ZM162 69V70H163ZM166 69V71H168ZM183 69V68H182ZM68 70V69H67ZM118 70V71H119ZM123 70H124V68H123ZM128 70V69H127ZM131 70V69H130ZM150 70V69H149ZM148 70V71H149ZM155 70H153V72H155ZM175 70V69H174ZM181 70V69H180ZM40 71V72H39ZM118 71L117 70H115V75L111 72L110 74H112V78H113V75L116 77V74L118 73ZM135 71H138V69L137 70H135ZM158 71V70H157ZM156 71V72H157ZM176 71V72H177ZM184 72L185 71V69H183V70H181V72ZM67 72V71H66ZM119 72H122V70H120ZM126 72V74H128V72L129 73H132V74H134V73H136V72H131V71H125ZM125 72L123 73H120V75L119 74H117V76L119 77V78H122L121 76H123V74H124V76L126 75L125 74ZM145 72V73H146ZM152 72V71H151ZM160 72H162V71H158V73H160ZM164 72H165V70H164ZM168 72H170V71H168ZM179 73V72H177V74L179 73L180 74V77L182 78V75L184 74V73ZM138 73H141L140 72V70H139V72ZM143 73V72H142ZM141 73V74H142ZM148 73V72H147ZM55 75H56V73H54ZM53 74V75H54ZM68 74V73H67ZM79 74V73H78ZM122 74V75H121ZM132 74H130V75H132ZM137 74V73H136ZM136 74L134 75V76H136ZM141 74H140V79L142 80V78H147V75H149V74H152L153 75V73H148V74H146V77H144L143 75V77L141 76ZM164 74V73H163ZM168 74V73H167ZM45 75V74H44ZM54 75V76H55ZM104 75V74H103ZM106 75V74H105ZM108 75H106V78L107 79H109L110 77L108 76ZM129 75V74H128ZM145 75V74H144ZM151 75V76H152ZM157 74L155 73V75L154 76H156ZM159 75H161V74H159ZM158 75V76H159ZM166 75V74H165ZM54 76H50L51 78H53ZM60 75H57V77L58 78H56V81H57V79H61L62 77H59ZM68 76V75H67ZM99 76H101V75H99ZM123 76V77H124ZM133 76V77H134ZM150 75L148 76L149 77V79H150V77H151ZM158 76H157V78H158ZM174 76H176L175 74H174ZM184 76V75H183ZM36 77V76H35ZM48 77V76H47ZM103 77V76H102ZM102 77H100V78H102ZM126 78L128 77L127 75L125 76ZM130 77V76H129ZM129 77H128V79H129ZM163 77H164V75H163ZM176 77H178V78H180L179 76H176ZM46 78V77H45ZM51 78H47V79H51ZM105 78V80L107 81V79ZM111 78V79H112ZM117 78V77H116ZM138 78H139V76H138ZM137 78V79H138ZM155 78V77H154ZM154 78H152V79H154ZM159 78H160V76H159ZM158 78V79H159ZM164 78H166V77H164ZM170 78V79H171ZM174 78V77H173ZM178 78L177 79H171V81L172 80H178ZM188 78V77H187ZM33 79H34V77H33ZM38 79V78H37ZM99 79V78H98ZM111 79H109V80H111ZM125 78H123V80H124ZM130 79H131V77H130ZM133 79H136V78H132V81L134 82V80ZM136 79V80H137ZM148 79V82H150L151 81V79L149 80ZM157 79V80H158ZM32 80V79H31ZM34 80H36V78L34 79ZM52 80H54V78L53 79H51L50 80V82L52 81ZM101 80V79H100ZM113 80V79H112ZM117 80H118V78H117ZM120 80H122V79H120ZM123 80L121 81V82H123ZM144 80V79H143ZM142 80V81H143ZM157 80H156V84H157ZM162 80H164V79H162ZM180 80V79H179ZM178 80V81H179ZM182 80L183 79H181V81L180 82H182ZM30 81V80H29ZM37 81V80H36ZM45 81H47V80H45ZM45 81H44V84H46V83H49V85H51L52 86V88H53V85L55 84V83H57V82H52V84H50V82H46L45 83ZM61 81V80H60ZM64 81V80H63ZM101 81H104V79L103 80H101ZM114 81V80H113ZM112 81V85H114V84H116L117 82H113ZM115 81H116V79H115ZM152 81H154V80H152ZM152 81L150 82V83H152ZM160 81V80H159ZM166 81H168L167 83H166ZM166 81H164L166 84H167V86L170 84L169 83V79H168V77H167V79H166ZM170 81V82H171ZM24 82H25V80H24ZM28 82V81H27ZM34 82V81H33ZM109 83L111 82V81H108ZM108 82H106L107 83V85H110ZM125 82V81H124ZM144 82H146V81H144ZM186 82V81H185ZM184 82V83H185ZM35 83H37V82H35ZM43 83V82H42ZM105 83V82H104ZM129 83H132V82H130L129 81ZM128 83V84H129ZM135 83H137V85H138V83H139V79L137 80V82L135 81L134 83H132V85H128V88H129V86H133V84H135ZM154 83H155V81H154ZM165 83H163V84H165ZM169 83V84H168ZM172 83V82H171ZM177 83V82H176ZM27 84H30V82H28ZM33 84V83H32ZM32 84H30V85H32ZM80 84V85H79ZM120 84V83H119ZM141 84V83H140ZM145 84V83H144ZM148 83H146V85H147ZM155 84V85H156ZM161 84V83H160ZM162 84V85H163ZM173 84H175V82L173 83ZM178 84H180V83H178ZM29 85V86H30ZM42 85V84H41ZM106 85V87H108ZM120 85H122V84H120ZM127 85H125V86H123V87H126ZM136 85V86H137ZM158 85V84H157ZM175 85H177V84H175ZM175 85H173V87L171 88H169V90L171 89V91L173 90V88H174V86ZM184 85H186V84H184ZM33 86V85H32ZM31 86V87H32ZM48 86V84L47 85H44V88L45 87H47ZM51 86H49V87H51ZM100 87H102V86H105V84L104 85H99ZM119 85L117 84V87H118ZM140 86V85H139ZM142 86H143V84H142ZM141 86V87H142ZM145 86V85H144ZM153 86H154V84H153ZM166 86V85H165ZM172 86V85H171ZM20 87V88H19ZM23 87V86H22ZM42 87V86H41ZM110 87H112L111 85H110ZM134 87V86H133ZM138 87V86H137ZM146 87H148L149 88V85L148 86H146ZM169 87V86H168ZM176 87V86H175ZM27 88H28V86H27ZM102 88H104V87H102ZM115 88V87H114ZM128 88H125V90L126 89H128ZM136 87H134V89H135ZM152 88H154V87H152ZM157 88H158V86H157ZM163 88V87H162ZM161 88V89H162ZM178 88H180V87H178ZM182 88V87H181ZM22 89V88H21ZM32 89V88H31ZM31 89H29V90H31ZM47 89V88H46ZM54 89H56V87H54L53 88V91H55ZM98 89V88H97ZM113 89V88H112ZM122 89V88H121ZM121 89H119V91H121ZM140 90H146V89H143V87L142 88H139ZM164 90L165 89H167V87L166 88H163ZM45 90V89H44ZM124 90V91H125ZM136 91L138 90L137 88L135 89ZM135 90H133V92H135ZM149 90V89H148ZM147 90V91H148ZM151 90V89H150ZM168 90V89H167ZM167 90H165V93H168L167 92ZM197 90V89H196ZM47 91H49V90H47ZM114 91H116V89L114 90L113 89V92ZM128 91H130V89H128L126 92H128ZM146 91V92H147ZM153 91H156V90H153ZM93 92V91H92ZM122 92V94L123 93H125V92H123V91H121ZM139 92H141V91H139ZM139 92H138V94H139ZM145 92V91H144ZM157 92V91H156ZM196 92H198V90L196 91ZM48 93H50V92H48ZM114 93H116V92H114ZM132 93V92H131ZM137 93V92H136ZM154 94H155V92H153ZM19 94V95H18ZM119 94H120V92H119ZM130 94V93H129ZM138 94H136V96H139ZM141 94L143 95V92H141ZM141 94H140V97H142L141 96ZM149 94H151V93H148L147 95L149 96V97H151ZM156 94H159L160 95V91L158 92V93H156ZM156 94H155V96L154 97H151V98H155L156 97ZM161 94H163L162 92H161ZM198 94H199V92H198ZM197 94V95H198ZM92 95V94H91ZM124 95V94H123ZM132 95V94H131ZM144 95H146V93L144 94ZM146 95V96H147ZM158 95V96H159ZM31 96V95H30ZM122 96V95H121ZM196 96V95H195ZM20 97V96H19ZM122 97H124L125 98V95L124 96H122ZM130 97V96H129ZM20 98H23V99H25V97L23 96V97H20ZM83 98V99H82ZM131 98H132V96H131ZM135 98H137V97H134L133 96V100L135 99ZM143 98H145V97H143ZM147 98V97H146ZM145 98V99H146ZM178 98V97H177ZM22 99V100H23ZM139 99V98H138ZM141 99V98H140ZM139 99V100H140ZM148 99V98H147ZM156 99V98H155ZM22 100H20L19 101V104H20V102H22ZM76 100V99H75ZM80 100V99H79ZM117 100H119V99H117ZM117 100H115V101H117ZM124 99L122 98V100H120L121 102L123 101ZM130 100V99H129ZM129 100L127 99L126 100V105H128L129 104ZM132 100V99H131ZM131 100H130V102H131ZM132 100V101H133ZM139 100L137 101V103L139 102ZM149 100V99H148ZM148 100L146 101V102H148ZM142 101V100H141ZM140 101V102H141ZM155 101V100H154ZM190 101H192V100H190ZM194 101V100H193ZM77 102V101H76ZM127 102H128V104H127ZM134 102H136V100H134ZM140 102L137 104H135L134 103V105H137V106H135V107H138V105L140 106L141 104H140ZM143 102H145V100L143 99ZM149 102L151 103V101L149 100ZM153 102V101H152ZM120 103V102H119ZM133 102H131V104H132ZM142 103V102H141ZM113 104V103H112ZM117 104V103H116ZM124 104V103H123ZM147 104V103H146ZM21 105H22V103H21ZM114 105H115V103H114ZM114 105H113V107H114ZM133 105V104H132ZM142 105H143V103H142ZM149 105V104H148ZM148 105H146V106H148ZM43 106V105H42ZM116 106V105H115ZM146 106H143V107H146ZM128 107V106H127ZM126 107V108H127ZM43 108V107H42ZM42 108H40L39 110H41ZM48 108V107H47ZM82 109V111H81V113L82 112H84L85 110H83ZM88 109H90V107L88 108ZM130 109V108H129ZM134 109V108H133ZM20 109H18V111H19ZM128 109H126L125 111H127ZM173 110V109H172ZM18 111H16V109H15V112H14V118H15V114L16 113H18ZM73 111V110H72ZM133 111V110H132ZM139 111V110H138ZM143 111V110H142ZM124 112V111H123ZM129 112V110L127 111V113ZM137 112V111H136ZM164 112V111H163ZM184 112V111H183ZM41 113V112H40ZM80 113V114H81ZM87 113V112H86ZM86 113L84 112V115H86ZM127 113H123L124 115L126 114L127 115ZM131 113V112H130ZM141 113V112H140ZM168 113V112H167ZM77 114V113H76ZM137 114V113H136ZM135 114V115H136ZM139 114V113H138ZM137 114V115H138ZM160 114V113H159ZM164 114H165V112H164ZM79 115V114H78ZM82 115H83V113H82ZM83 115V117H85ZM123 115V116H124ZM132 116H134L133 114H131ZM145 115V114H144ZM156 115V114H155ZM158 115V114H157ZM156 115V116H157ZM169 115V114H168ZM183 115V114H182ZM47 116V115H46ZM122 116V117H123ZM161 116V115H160ZM164 116V115H163ZM79 117V116H78ZM83 117H82V119H83ZM127 117V116H126ZM125 117V118H126ZM135 117V116H134ZM144 117V116H143ZM175 117V116H174ZM178 117V116H177ZM13 118V119H14ZM124 118V117H123ZM131 118V117H130ZM137 118V117H136ZM145 118H147V117H145ZM154 118V117H153ZM163 118V117H162ZM17 119V118H16ZM15 119V120H16ZM86 119H87V117L85 118V121H86ZM89 119H90V117H89ZM120 119V118H119ZM129 119V118H128ZM135 119V118H134ZM158 119V118H157ZM161 119V118H160ZM131 120V119H130ZM146 120V119H145ZM167 120V119H166ZM75 121H76V119H75ZM78 121V120H77ZM91 121V120H90ZM144 121V120H143ZM149 121V120H148ZM152 121V120H151ZM156 121V120H155ZM169 121V120H168ZM16 122V121H15ZM81 122V121H80ZM134 122V121H133ZM153 122V121H152ZM160 122V121H159ZM46 123H48V122H46ZM46 123H43V126H44V124H46ZM73 123V122H72ZM92 123V122H91ZM143 123H145V122H143ZM154 123V122H153ZM156 123V122H155ZM154 123V124H155ZM170 123H172V122H170ZM188 123V122H187ZM12 129H13V121H12ZM16 124V123H15ZM48 124H50V123H48ZM78 124V123H77ZM90 124V123H89ZM146 124V123H145ZM160 124V123H159ZM165 124V123H164ZM168 124V123H167ZM76 125V124H75ZM88 125V124H87ZM93 125V124H92ZM141 125V124H140ZM171 124H169V126H170ZM18 126V125H17ZM49 126V125H48ZM73 126V125H72ZM81 126V125H80ZM83 126V125H82ZM94 126V125H93ZM183 126V125H182ZM89 127V126H88ZM92 127V126H91ZM18 128V127H17ZM84 129H85V127H83ZM94 128V127H93ZM163 128H164V126H163ZM31 129V128H30ZM89 129V128H88ZM171 129V128H170ZM15 130H17L16 128H15ZM18 130H19V128H18ZM32 130V129H31ZM42 130H43V128H42ZM42 130H40L39 132L37 131V133H40V132H43ZM45 130V129H44ZM80 130V129H79ZM85 130H87V129H85ZM13 131H14V129H13ZM30 131V130H29ZM70 131V130H69ZM77 131V130H76ZM81 131V130H80ZM116 131V130H115ZM160 131V130H159ZM90 132V131H89ZM113 132V131H112ZM163 132V131H162ZM18 133V132H17ZM16 133V134H17ZM19 133H21V137L23 136L24 137V134H22V132H19ZM32 133L33 132H31V136H32ZM37 133H35V134H37ZM74 133V132H73ZM78 133V132H77ZM129 133V132H128ZM127 133V135L129 136V134ZM159 133V132H158ZM161 133V132H160ZM26 134V133H25ZM27 134H30V132L29 133H27ZM34 134V133H33ZM80 134H81V132H80ZM87 134V133H86ZM110 134V133H109ZM113 134V133H112ZM152 136H153V133H152ZM17 137H20V134H19V136H17ZM17 138L19 141H17V143L15 144H13V145H10V146H8L6 149H2L3 147H5V146H7L8 144H10V143H12V142H9L8 144H6V145H4V146H2V147H0V155L3 153V152H6V151H10V149H14L15 147H19V145L20 144H22L21 143V140L20 139H22V138ZM36 136H34V137H32V138H35ZM38 137V136H37ZM37 137L35 138L36 139V143L34 142V139L32 140L33 141V143H34V146H35V144H37ZM154 137H155V134H154ZM158 137H160V134H159V136ZM168 137V136H167ZM25 138V137H24ZM26 138L28 139V137L26 136ZM25 138V139H26ZM39 138V137H38ZM86 138V137H85ZM109 138V137H108ZM153 138V137H152ZM15 139H16V137H15ZM25 139H23V141L25 140ZM70 139V138H69ZM82 139V138H81ZM83 139H84V137H83ZM82 139V140H83ZM89 139V138H88ZM154 139V138H153ZM30 140H31V138H30ZM72 140V139H71ZM112 140V139H111ZM15 141V140H14ZM13 141V142H14ZM73 141V140H72ZM151 141V140H150ZM207 141V140H206ZM29 142V141H28ZM68 142H69V140H68ZM87 142V141H86ZM120 142V141H119ZM26 143V142H25ZM24 143V144H25ZM19 144V145H18ZM24 144H22V145H24ZM28 144H30V143H28ZM32 145V147H33V144H31ZM31 145H30V147H31ZM89 145V144H88ZM105 145H108V144H105ZM122 145V144H121ZM25 146H27V144H25ZM43 146V145H42ZM119 146V145H118ZM24 147V146H23ZM28 147V149L27 150H29V146H27ZM68 147V146H67ZM103 147V146H102ZM117 147V146H116ZM21 148H22V146H21ZM38 148V147H37ZM122 148V147H121ZM2 149V150H1ZM25 149V148H24ZM34 149H36L35 147H34ZM80 149V148H79ZM78 149V150H79ZM105 149V148H104ZM15 150H16V148H15ZM30 150H32V148L30 149ZM99 150V149H98ZM101 150V149H100ZM118 149H116V151H117ZM120 150V149H119ZM118 150V151H119ZM17 151H19V150H17ZM16 151V152H17ZM105 151V150H104ZM115 151V152H116ZM13 152V151H12ZM23 152V151H22ZM32 152H34V151H32ZM85 152V151H84ZM100 152V151H99ZM122 153V152H121ZM6 154V153H5ZM23 154V153H22ZM85 154V153H84ZM94 154V153H93ZM231 154V153H230ZM234 154V153H233ZM8 155V154H7ZM11 155H13V153H11ZM14 155H15V152H14ZM18 155V154H17ZM20 155V154H19ZM78 155V154H77ZM16 156V155H15ZM40 156V155H39ZM84 156V155H83ZM101 156V155H100ZM230 156V155H229ZM5 157L6 156H4V158H2V161L5 163ZM11 157V156H10ZM19 157V156H18ZM76 157V156H75ZM158 158V157H157ZM8 159V158H7ZM14 159V158H13ZM17 159V158H16ZM27 159V158H26ZM30 159V158H29ZM80 159V158H79ZM100 159V158H99ZM146 159V158H145ZM238 160H240L239 158H237ZM246 159V158H245ZM245 159H244V161H245ZM1 160V159H0ZM98 160V159H97ZM102 160H103V158H102ZM238 160H237V162H238ZM247 160V159H246ZM253 160V159H252ZM255 160V159H254ZM9 161V160H8ZM84 161V160H83ZM94 161V160H93ZM243 161V162H244ZM1 162V161H0ZM11 162V161H10ZM159 162V160L157 161V163L155 164V166H153V168H151L150 169V167H148L150 170H148V172H149V174H145L144 176V178H146V180H147V178L149 179L148 181L149 182H151V181H153L154 179H155V177L158 175V171H159V169L160 168H162L161 166H160V164L158 163ZM230 162V161H229ZM236 162V163H237ZM246 162V161H245ZM258 162H260V161H258ZM16 164H17V160H16V162H15ZM63 163V162H62ZM79 163V162H78ZM163 163V162H162ZM176 163V162H175ZM232 163V162H231ZM239 163V162H238ZM237 163V164H238ZM263 163H264V161H263ZM9 164H11V163H9ZM74 164H75V162H74ZM80 164H81V162H80ZM95 164V163H94ZM164 164V163H163ZM168 164V163H167ZM171 164V163H170ZM169 164V165H170ZM177 164V163H176ZM188 164V163H187ZM247 164V163H246ZM249 165H251L250 163H248ZM260 164V163H259ZM5 165V164H4ZM69 165V164H68ZM93 165V164H92ZM115 165V164H114ZM141 165V164H140ZM179 165V164H178ZM230 165V164H229ZM228 165V166H229ZM233 165H235V164H233ZM243 165V164H242ZM2 166V165H1ZM66 166V165H65ZM70 166V165H69ZM167 166V165H166ZM237 166V165H236ZM247 166V165H246ZM246 166H243V167H246ZM259 166V165H258ZM5 167V166H4ZM4 167H3V169H4ZM6 167H11L12 168V164L9 166H6ZM15 167V166H14ZM88 167V166H87ZM91 167V166H90ZM111 167V166H110ZM136 167V166H135ZM183 167V166H182ZM181 167V168H182ZM187 167V166H186ZM249 167V166H248ZM8 168H7V170H8ZM86 168V167H85ZM109 168V167H108ZM125 168V167H124ZM131 168V167H130ZM167 168V167H166ZM166 168H164V169H166ZM177 168V167H176ZM236 168V167H235ZM240 168V167H239ZM263 168V167H262ZM10 169V168H9ZM72 169V168H71ZM76 169H77V167H76ZM92 169V168H91ZM105 169V168H104ZM126 169V168H125ZM124 169V170H125ZM134 169V168H133ZM163 169V168H162ZM162 169H160L162 172L164 171V169L162 170ZM229 169V168H228ZM237 169V168H236ZM6 170V169H5ZM69 170V169H68ZM80 170V169H79ZM86 170V169H85ZM113 170H115V169H113ZM119 170V169H118ZM173 171H174V169H172ZM218 170V169H217ZM223 170V169H222ZM235 170V169H234ZM253 170V169H252ZM261 170H263V169H261ZM76 171V170H75ZM84 171V170H83ZM98 171V170H97ZM111 171V170H110ZM116 171V170H115ZM120 171V170H119ZM133 171V170H132ZM136 171V170H135ZM161 171H159V172H161ZM168 171H170L171 172V170H169L168 169ZM214 171V170H213ZM228 171V170H227ZM246 171V170H245ZM258 171V170H257ZM125 172H127V174L128 173H130L131 172V170H126ZM138 172V171H137ZM167 172V171H166ZM208 172H210V170H208ZM217 172V171H216ZM229 172V171H228ZM232 172V171H231ZM237 172V171H236ZM243 172V171H242ZM7 173V172H6ZM11 173V172H10ZM124 173V172H123ZM163 173H165V171L163 172ZM169 173V172H168ZM172 173V172H171ZM170 173V174H171ZM219 173V172H218ZM260 173V172H259ZM109 174V173H108ZM111 174H112V172H111ZM127 174L125 173L124 174V176L126 177L127 176ZM169 174V175H170ZM174 174V173H173ZM179 174V173H178ZM182 174V173H181ZM220 174H222V173H220ZM3 175V174H2ZM79 175V174H78ZM80 175H82V174H80ZM129 175V174H128ZM132 175V174H131ZM162 175H164V174H162ZM162 175H161V177L160 178H162ZM166 175V174H165ZM169 175H167V177L169 176ZM211 175V174H210ZM227 175V174H226ZM110 176V175H109ZM148 176V177H147ZM182 176V175H181ZM230 176H232V175H230ZM0 177H1V179H2V176L0 175ZM8 177V176H7ZM79 177H81V176H79ZM78 177V178H79ZM92 177V176H91ZM107 177V176H106ZM111 177V176H110ZM113 177V176H112ZM128 177V176H127ZM132 177V176H131ZM166 176H164V178H165ZM174 177V176H173ZM206 177V176H205ZM82 178V177H81ZM94 178V177H93ZM202 178V177H201ZM215 178V177H214ZM230 178V177H229ZM242 178V177H241ZM73 179V178H72ZM90 179V178H89ZM89 179H87V180H89ZM92 179V178H91ZM112 179H114V178H112ZM126 179V178H125ZM122 180V181H119V183H118V185H117V187H116V190H117V188L118 189H121L122 187L123 188H125L124 187V184L126 185V183H125V181L126 180ZM128 179V178H127ZM157 179V178H156ZM163 179V178H162ZM169 179V178H168ZM168 179L166 180L167 182H165V183H170L171 181L169 180V182H168ZM184 179V178H183ZM200 179V178H199ZM220 179V178H219ZM75 180H76V178H75ZM101 180V179H100ZM108 180V179H107ZM132 180V179H131ZM143 180V179H142ZM145 180V181H146ZM151 180V181H150ZM204 180V179H203ZM207 180V179H206ZM226 180V179H225ZM241 180V179H240ZM54 181V180H53ZM83 181V180H82ZM114 181V180H113ZM133 181V180H132ZM148 181H147V183H148ZM162 182H163V180H161ZM177 181V180H176ZM180 181V180H179ZM188 181V180H187ZM194 181V180H193ZM215 181V180H214ZM2 182V181H1ZM65 182V181H64ZM68 182V181H67ZM75 182V181H74ZM98 182H100V181H98ZM110 182V181H109ZM213 182V181H212ZM244 182V181H243ZM78 183V182H77ZM88 183V182H87ZM89 183H90V181H89ZM94 183V182H93ZM101 183V182H100ZM105 183H107V182H105ZM115 183H117V181L115 182ZM129 183V182H128ZM153 183H154V181H153ZM156 183H157V181H156ZM190 183V182H189ZM194 183V182H193ZM246 183V182H245ZM244 183V184H245ZM70 184V183H69ZM108 184V183H107ZM161 184H163V183H161ZM160 184V185H161ZM175 184V183H174ZM177 184H179V182L177 183ZM251 184V183H250ZM59 185V184H58ZM84 185H85V183H84ZM91 185V184H90ZM109 185V184H108ZM115 185V184H114ZM130 185V184H129ZM134 184H132V186H133ZM151 185V184H150ZM205 185V184H204ZM241 185V184H240ZM3 186H4V184H3ZM65 186H66V188H68L67 186H69L67 183H65V184H62V186H61V190H63L64 188H65ZM87 186V185H86ZM101 187H100V189L102 188V185H100ZM104 186H106V184L104 185ZM110 186V185H109ZM137 185H135L134 186V189H135V187H136ZM154 186V185H153ZM167 186V185H166ZM178 186V185H177ZM186 186H188V185H186ZM226 186H228V185H226ZM58 187V186H57ZM70 188H71V186H69ZM149 187V186H148ZM157 187V186H156ZM159 187V186H158ZM157 187V188H158ZM161 187V186H160ZM163 187V186H162ZM180 187V186H179ZM250 187V186H249ZM4 188V187H3ZM22 188V187H21ZM38 188V187H37ZM51 188V187H50ZM84 188H86V187H84ZM105 188V187H104ZM103 188V189H104ZM111 188V187H110ZM128 188V187H127ZM126 188V189H127ZM212 188V187H211ZM216 188H217V186H216ZM48 189V188H47ZM59 189V190H60ZM89 189V188H88ZM106 189V188H105ZM124 190V191H128V189L127 190ZM130 189H132L131 188V186H130ZM154 189V188H153ZM160 189V188H159ZM165 190H166V187L164 188ZM170 189V188H169ZM198 189V188H197ZM200 189V188H199ZM29 190H30V188H29ZM38 190V189H37ZM66 190H69V189H66ZM123 189H121V190H117V191H122ZM203 189H201V191H202ZM33 191V190H32ZM31 190L30 191H28V192H25V190H24V192L23 191H18V193L20 192H22L23 193V195H25L24 193H28L29 194V192H32ZM44 191V190H43ZM47 191V190H46ZM53 191V190H52ZM51 191V192H52ZM71 191V190H70ZM130 191V190H129ZM128 191V192H129ZM174 191V190H173ZM191 191V190H190ZM206 191V190H205ZM34 192V191H33ZM50 192V194H52V193H55V192H57V193H59L60 194V192H58V191H55V192H52L51 193ZM96 192V191H95ZM100 192V191H99ZM102 192V191H101ZM133 192V191H132ZM172 192V191H171ZM17 193V192H16ZM17 193V194H18ZM21 193V194H22ZM37 193H38V191H37ZM42 193V192H41ZM41 193H39V194H41ZM57 193H55V194H57ZM62 193V192H61ZM65 193H66V191H65ZM114 193V192H113ZM113 193H112V195H113ZM116 193V192H115ZM114 193V194H115ZM122 193V192H121ZM125 193V192H124ZM124 193H122V194H124ZM177 193V192H176ZM182 193V192H181ZM194 193V192H193ZM205 193V192H204ZM253 193V192H252ZM5 194V193H4ZM17 194H15L14 196H15V198H16V196H17ZM33 194V193H32ZM39 194H36V195H39ZM44 194H46V193H44ZM58 194V195H59ZM68 194H69V192H68ZM102 194L104 195V192H102ZM101 194V196H103ZM118 194H119V192H118ZM117 194V195H118ZM129 194H130V192H129ZM189 194V193H188ZM192 194V193H191ZM1 195V194H0ZM19 195V194H18ZM22 195V196H23ZM34 195V194H33ZM32 195V196H33ZM36 195H35V197H36ZM63 195V194H62ZM67 195V194H66ZM98 195V194H97ZM112 195H110V196H108L107 194L105 195V196H108V197H111V199H113L112 197ZM167 195V194H166ZM251 195V194H250ZM13 196V197H14ZM22 196H18V197H21V198H24V197H22ZM31 196V195H30ZM51 197L53 196V195H50ZM100 196V195H99ZM104 196V197H105ZM124 196V195H123ZM126 196V195H125ZM193 196V195H192ZM3 197V199H4V196H2ZM2 197H0V198H2ZM26 197V196H25ZM27 197H29V195L27 196ZM42 197V198H41ZM41 197H39V200H40V198H41V200H40V202H39V204L38 205H36L35 203V198H34V205H33V207L34 206H37L38 207V209L39 210H37V214H40V212H42V210L44 209V207H45V204L47 203V202H44V200L43 199H45L46 197H45V195H42ZM55 197H56V195H55ZM55 197H54V199H55ZM58 197V196H57ZM65 197V196H64ZM64 197H63V200H62V198H60L59 200L62 202V201H67V199L66 200H64ZM67 197V196H66ZM69 197H71V196H69ZM118 197V196H117ZM191 197V196H190ZM243 197V196H242ZM252 197H253V195H252ZM11 199H12V197H10ZM29 198H31V197H29ZM49 198V197H48ZM97 198V197H96ZM107 198V197H106ZM129 198V197H128ZM170 198V197H169ZM5 199H7V198H5ZM8 199H9V197H8ZM17 199V198H16ZM32 199V198H31ZM50 199V198H49ZM58 199V198H57ZM103 198L101 197V199H99L100 201L102 200ZM121 199V198H120ZM165 199V198H164ZM190 199V198H189ZM239 199V198H238ZM14 200V199H13ZM12 200V201H13ZM30 199H28L27 201H28V203L30 202L29 201ZM38 198H37V203H38ZM106 200V199H105ZM109 200V199H108ZM115 200V197H114V199L111 201L112 202V204H114L115 202H117V199H116V201L113 203V201ZM170 200V199H169ZM0 201H2V200H0ZM5 201V200H4ZM11 201V200H10ZM16 201V200H15ZM14 201V202H15ZM32 201V200H31ZM56 201V200H55ZM58 201V200H57ZM104 201V200H103ZM102 201V202H103ZM107 201V200H106ZM135 201V200H134ZM181 201V200H180ZM187 201V200H186ZM185 201V202H186ZM207 201V200H206ZM20 202V201H19ZM61 202H59L58 201V203L57 204H59V203H61ZM72 202V201H71ZM71 202H69V203H71ZM95 202V201H94ZM105 202V201H104ZM132 202V201H131ZM136 202V201H135ZM154 202V201H153ZM221 202V201H220ZM253 202V201H252ZM6 203V202H5ZM24 203V202H23ZM22 203V204H23ZM51 203V202H50ZM49 203V204H50ZM56 203V202H55ZM55 203H53L54 205H55ZM136 203H138V202H136ZM199 203V202H198ZM201 203V202H200ZM16 204V203H15ZM18 204V203H17ZM20 204V203H19ZM18 204V205H19ZM22 204L20 205L21 207H24V211L19 207V209H21L20 211H22L23 213L25 212V210H28V209H26V205H24L23 204V206H22ZM61 204H64V203H61ZM72 204V203H71ZM98 204H100L99 202H98ZM130 204H133V203H130ZM180 204V203H179ZM10 205V204H9ZM14 205V204H13ZM32 205V203L30 202V206ZM60 205V204H59ZM73 205V204H72ZM101 205H102V203H101ZM137 205V204H136ZM186 205V204H185ZM28 206H29V204H28ZM27 206V207H28ZM47 206V205H46ZM64 206V205H63ZM67 206V205H66ZM71 206V205H70ZM69 206V207H70ZM75 206V205H74ZM117 206V205H116ZM134 206V205H133ZM32 207V206H31ZM32 207V208H33ZM119 207V206H118ZM125 207V206H124ZM128 207V206H127ZM260 207V206H259ZM29 208V207H28ZM46 208V207H45ZM52 208V207H51ZM56 208H59L58 207V205H57V207ZM60 208H62V206L60 205ZM80 208V207H79ZM109 208V207H108ZM116 208V207H115ZM133 208V207H132ZM137 208V207H136ZM138 208H139V206H138ZM261 208V207H260ZM12 209V208H11ZM35 209V208H34ZM33 209V210H34ZM121 209V208H120ZM119 209V210H120ZM135 209V208H134ZM248 209H250L251 210V208H249V206H248ZM6 210V209H5ZM30 211H31V209H29ZM58 210H60V209H58ZM111 210V209H110ZM246 210H247V207H246ZM246 210H245V212H246ZM254 210V209H253ZM2 211V210H1ZM10 211V210H9ZM57 211V210H56ZM79 211V210H78ZM113 211V210H112ZM29 212V211H28ZM59 212V211H58ZM108 212V211H107ZM110 212V211H109ZM115 212V211H114ZM117 212V211H116ZM115 212V213H116ZM123 212V211H122ZM137 212H138V210H137ZM140 212V211H139ZM148 212V211H147ZM233 212V211H232ZM241 212V211H240ZM57 213V212H56ZM66 213V212H65ZM121 213V212H120ZM149 213V212H148ZM164 213V212H163ZM20 214V213H19ZM36 214V216L35 217H37L38 215ZM113 214V213H112ZM147 214V213H146ZM243 214H245V213H243ZM254 214V213H253ZM4 215V214H3ZM10 215V214H9ZM21 215V214H20ZM19 215V216H20ZM53 215V214H52ZM57 214H54L53 215V217L56 219V217H61V214L59 215V216H56ZM67 215V214H66ZM78 215V214H77ZM76 215V216H77ZM118 215V214H117ZM149 215V214H148ZM147 215V216H148ZM251 215V214H250ZM27 216V215H26ZM71 216V215H70ZM125 216V215H124ZM138 216V215H137ZM244 216V215H243ZM31 217V216H30ZM33 217H34V215H33ZM78 218L80 217V215L79 216H77ZM123 217V216H122ZM140 217V216H139ZM240 217H242V216H240ZM14 218V217H13ZM75 218V217H74ZM149 218V217H148ZM177 218H179V217H177ZM248 218V217H247ZM19 219V218H18ZM26 219V218H25ZM35 219V218H34ZM54 219V220H55ZM137 219L138 218H136V220H132V225H133V227H134V224L136 223V222H139V221H137ZM150 219V218H149ZM148 219V220H149ZM161 219V218H160ZM22 220V219H21ZM58 220V219H57ZM75 220H78V219H76L75 218ZM85 220V219H84ZM89 220V219H88ZM139 220V219H138ZM145 220H147V219H145ZM147 220V221H148ZM166 220V219H165ZM222 220H224L225 221V219H222ZM257 220V219H256ZM131 221V220H130ZM150 221H151V219H150ZM154 221V220H153ZM156 221V220H155ZM167 221V220H166ZM173 221V220H172ZM210 221V220H209ZM224 221H221V222H224ZM241 221V220H240ZM16 222V221H15ZM77 222V221H76ZM106 222V221H105ZM112 222V221H111ZM110 222V223H111ZM117 222V221H116ZM140 222H144L143 220L142 221H140ZM139 222V224H141ZM149 222V221H148ZM147 222V226L149 225L150 226V222L148 223ZM175 222V221H174ZM207 222V221H206ZM227 222V221H226ZM226 222L224 223V224H226ZM243 222V221H242ZM13 221H12V227H13ZM152 223H154V222H152L151 221V225H153L154 226V224H152ZM160 223V222H159ZM164 223V222H163ZM166 223H168V222H166ZM170 223H172L171 221H170ZM169 223V224H170ZM220 223V221L218 222V224ZM239 223V222H238ZM250 223V222H249ZM252 223V222H251ZM257 222H255V224H256ZM14 224H16V223H14ZM17 224H18V226L20 225L19 224V222H17ZM17 224H16V226H17ZM76 224V223H75ZM79 224V223H78ZM87 224H88V222H87ZM106 224V223H105ZM118 224V223H117ZM137 225H139L138 223H136ZM142 224H144V223H142ZM141 224V225H142ZM144 224V225H145ZM157 224H158V221H157ZM156 224V225H157ZM161 224V223H160ZM184 224V223H183ZM222 224V226H225L223 223H221ZM254 224V225H255ZM65 225V224H64ZM63 225V227H65ZM85 225V224H84ZM101 225V224H100ZM108 225H109V223H108ZM107 225V226H108ZM140 225V226H141ZM156 225L154 226V227H152V226H150V227H152V228H155L154 230H156ZM159 225V224H158ZM158 225H157V227H158ZM10 226V227H11ZM16 226H14L13 228H15ZM17 226V227H18ZM76 226H78V225H76ZM102 226V225H101ZM106 225H104V227H105ZM110 226H111V224H110ZM127 226H129V225H127ZM131 226V225H130ZM136 226V225H135ZM149 226H148V228H149ZM161 226V225H160ZM159 226V227H160ZM163 226V225H162ZM169 226V225H168ZM181 226V225H180ZM183 226V225H182ZM226 226H227V224H226ZM259 226V225H258ZM10 227H9V229H10ZM22 227V226H21ZM27 227V226H26ZM62 227V228H63ZM67 227V226H66ZM80 227V226H79ZM78 227V228H79ZM83 227V226H82ZM86 227V226H85ZM137 227V226H136ZM143 227V226H142ZM163 227H166L165 229L167 230V224H166V226L164 225ZM19 228V227H18ZM61 228V229H62ZM76 228V227H75ZM75 228H73V229H75ZM78 228H76V229H78ZM102 228V227H101ZM127 228V227H126ZM135 228V227H134ZM147 227H145V229H146ZM152 228H150L151 230H152ZM162 228V227H161ZM160 228V229H161ZM169 228H170V226H169ZM168 228V229H169ZM179 228V227H178ZM178 228H177V230H178ZM223 228V227H222ZM225 228V227H224ZM34 229V228H33ZM65 229V228H64ZM92 229V228H91ZM99 229V228H98ZM104 229V228H103ZM106 229H108V227L106 228ZM105 229V230H106ZM110 229H111V227H110ZM143 229V228H142ZM145 229H144V231H145ZM158 229V228H157ZM160 229H158V230H160ZM164 229V228H163ZM171 229V228H170ZM201 229V228H200ZM203 229V228H202ZM215 229V228H214ZM247 229V228H246ZM254 229V228H253ZM260 229V228H259ZM79 230V229H78ZM100 230V229H99ZM99 230H98V232H99ZM109 230V229H108ZM107 230V231H108ZM128 230V229H127ZM149 229H146V231L149 233L151 230H149ZM175 230V229H174ZM183 230V229H182ZM204 230V229H203ZM207 230V229H206ZM212 230V229H211ZM210 230V231H211ZM8 231V230H7ZM10 231H12L11 229H10ZM15 231V230H14ZM24 231V230H23ZM34 231V230H33ZM43 231V230H42ZM65 231V230H64ZM75 231V230H74ZM73 231V232H74ZM83 231V230H82ZM90 231V230H89ZM94 231H95V229H94ZM103 231V230H102ZM143 231V232H144ZM153 231V230H152ZM151 231V232H152ZM168 232H169V230H167ZM176 231V230H175ZM220 231V230H219ZM225 231V230H224ZM80 232V231H79ZM91 232V231H90ZM89 232V233H90ZM97 232V233H98ZM104 232V231H103ZM118 232V231H117ZM147 232H146V234H147ZM160 232H161V230H160ZM172 232V231H171ZM195 232H197V231H195ZM227 232V231H226ZM225 232V233H226ZM9 233V232H8ZM11 233V232H10ZM26 233V232H25ZM78 233V232H77ZM81 234H82V232H80ZM85 233V232H84ZM87 233V232H86ZM85 233V234H86ZM88 233V234H89ZM92 233L94 234V232H93V230H92ZM96 233V235H98ZM101 233V232H100ZM121 233H123V232H121ZM125 233V232H124ZM162 233V232H161ZM161 233H158V234H161ZM167 232H165V235H167V236H165V238L166 237H168V235H169V233L168 234H166ZM172 233H174V231L172 232ZM217 233V232H216ZM215 233V234H216ZM224 233V234H225ZM253 233V232H252ZM18 234V233H17ZM22 234V233H21ZM75 233H73V235L71 234V238L72 239H70V240H73V237L75 236L74 235ZM91 234V233H90ZM89 234V235H90ZM92 234V235H93ZM102 234V233H101ZM101 234H99V235H101ZM144 234V233H143ZM142 234V235H143ZM171 234V233H170ZM175 234V233H174ZM174 234H171V235H174ZM177 235H178V233H176ZM175 234V235H176ZM219 234H220V232L218 233V234H216V235H218L217 237H219ZM222 234V233H221ZM220 234V235H221ZM223 234V235H224ZM227 234V233H226ZM6 235H8V236H6ZM26 235V234H25ZM70 235V234H69ZM69 235H68V238H70L69 237ZM77 235V234H76ZM89 235H87V237H89V240H92L91 238V236H89ZM135 235V234H134ZM170 235V236H171ZM180 235H181V233H180ZM198 235V234H197ZM9 234H3V236L1 235L0 236V247H3L4 245H6V243L7 242H9ZM79 236V235H78ZM225 236L226 235H224V237L223 238H225ZM258 236V235H257ZM25 237V236H24ZM86 237V238H87ZM98 236H94L93 237V239H95V238H97ZM137 237V236H136ZM140 237V236H139ZM157 237V236H156ZM160 237H162V236H159V238ZM216 237V238H217ZM227 237V236H226ZM12 238V237H11ZM17 238V237H16ZM74 238H76V237H74ZM125 238V237H124ZM128 238V237H127ZM162 238H164V237H162ZM15 239V238H14ZM21 239H23V240H21ZM20 240H19V242H22L23 241V245H24V238H21ZM66 239V238H65ZM119 239V238H118ZM215 239V238H214ZM219 239V238H218ZM69 240V239H68ZM127 240V239H126ZM30 241V240H29ZM28 241V242H29ZM60 241V240H59ZM58 241V242H59ZM85 241V243L87 244V240H83V242ZM114 241V240H113ZM177 241V240H176ZM208 241V240H207ZM11 242V241H10ZM57 242V243H58ZM82 241H80L79 243H81ZM89 242H91V241H89ZM88 242V244L87 245H89L90 243ZM105 242V241H104ZM108 242V241H107ZM111 242V241H110ZM126 242V241H125ZM156 242V241H155ZM181 242V241H180ZM180 242H178V246H179V244H180ZM183 242V241H182ZM181 242V243H182ZM205 242V241H204ZM5 243V244H4ZM61 243V242H60ZM63 243V242H62ZM78 243V244H79ZM84 243V244H85ZM209 243V242H208ZM15 244H17V242L15 243ZM26 244V243H25ZM82 244V245H81ZM80 245H81V247H79V249L81 250H83L84 251V249L83 248H85L86 246L83 244V243H81ZM106 244V243H105ZM104 244V245H105ZM115 244H116V242H115ZM18 245V244H17ZM20 245H21V243H20ZM63 245V244H62ZM108 245V244H107ZM126 244H124V246H125ZM162 245V244H161ZM166 245V244H165ZM174 247H175V243H173L172 244ZM9 246V245H8ZM90 246V245H89ZM112 246V245H111ZM113 246H115V245H113ZM177 246V245H176ZM178 246L176 247V248H178ZM181 246V245H180ZM202 246V245H201ZM20 247V246H19ZM106 247V246H105ZM118 247V246H117ZM173 247V249L177 252V250L175 249ZM182 248H183V243H182V246H181ZM25 248V247H24ZM88 248H90V247H88ZM113 248V247H112ZM112 248H110V249H112ZM162 248V247H161ZM2 249V248H1ZM9 249V248H8ZM85 249H87V248H85ZM90 249H92V248H90ZM89 249V250H90ZM95 249V248H94ZM172 248H170V250H171ZM191 249V248H190ZM18 250H21V249H18ZM81 250V251H82ZM93 250V249H92ZM97 250V249H96ZM99 250V249H98ZM98 250H97V252H98ZM179 250H180V247H179ZM178 250V252H180ZM8 251H10V250H8ZM86 251V250H85ZM87 251H88V249H87ZM96 252V251H95ZM94 252V253H95ZM173 252V251H172ZM171 252V253H172ZM175 252V253H176ZM186 252V251H185ZM13 254V253H12ZM98 254V253H97ZM65 255V254H64ZM96 255V254H95ZM94 255V256H95ZM8 256V255H7ZM6 256V257H7ZM80 256V255H79ZM101 256V255H100ZM159 257V256H158ZM80 258V257H79ZM147 258V257H146ZM155 260V259H154ZM111 262V261H110ZM148 262V261H147ZM150 262V261H149Z\"/></svg>",
	"mask_w": 264,
	"mask_h": 264
},
{
	"label": "water",
	"instance_id": "3",
	"mask_svg": "<svg viewBox=\"0 0 264 264\" xmlns=\"http://www.w3.org/2000/svg\"><path fill=\"white\" fill-rule=\"evenodd\" d=\"M16 18L17 21L20 20L18 16ZM19 23L20 22L12 23L11 29L8 27L4 33L0 34V147L15 140L16 133L13 131L11 123L14 120L15 109L17 108L18 110L22 108V105L19 104L21 98L17 95L12 94L4 97V81L7 76H10L7 62L10 54L9 46L14 41L18 42L19 30L22 28Z\"/></svg>",
	"mask_w": 264,
	"mask_h": 264
}]
</instances>
